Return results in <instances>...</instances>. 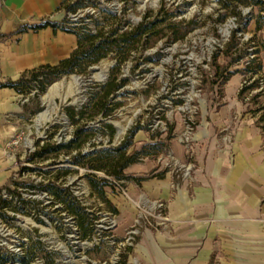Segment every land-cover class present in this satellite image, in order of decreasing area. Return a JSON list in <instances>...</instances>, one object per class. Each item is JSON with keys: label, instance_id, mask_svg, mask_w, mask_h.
I'll return each mask as SVG.
<instances>
[{"label": "rangeland", "instance_id": "rangeland-1", "mask_svg": "<svg viewBox=\"0 0 264 264\" xmlns=\"http://www.w3.org/2000/svg\"><path fill=\"white\" fill-rule=\"evenodd\" d=\"M220 1L228 0H83L82 9L70 18L82 20L90 29H95L98 21L106 30L125 31L144 17L148 22L155 21L156 27L150 38L137 39L120 55L109 53L88 74L62 75L45 84L42 91L30 77L21 85L23 113L18 142L11 148L17 171L8 185L0 188V264H127L128 253L139 243L142 232L155 231L160 221L153 216L156 222H152L153 211L142 210L134 225L121 234L115 215L91 191L85 169L69 164L77 151H61L45 159L33 156L43 145L72 139L75 127L65 108H80L87 103L90 90L107 80L116 62L119 76L127 82L117 98L122 107L106 121L115 129L112 146H118L136 128L139 130L130 151L162 143L160 152L149 151L153 159L167 151L168 142L177 137L181 141L187 120L195 129L200 104L209 100L213 91L219 93L221 77L241 65L251 42L243 35L258 44L261 41L248 30L252 21L248 16L256 11L246 15L241 8L240 17L228 14L220 21ZM103 11L115 17H105ZM233 34L235 42L226 56ZM242 52L240 62L230 65L219 77L227 63ZM144 69L149 71L142 74ZM100 72L106 73V79L97 77ZM102 121L98 116L86 126L91 132L82 141L83 153L92 151L93 144L96 149L108 147V132ZM51 184L67 189L91 214L94 231L89 239L81 238L75 219L49 194L46 187ZM110 190L112 186L104 189L107 194ZM129 231L135 232L132 245H119Z\"/></svg>", "mask_w": 264, "mask_h": 264}, {"label": "crops", "instance_id": "crops-1", "mask_svg": "<svg viewBox=\"0 0 264 264\" xmlns=\"http://www.w3.org/2000/svg\"><path fill=\"white\" fill-rule=\"evenodd\" d=\"M64 0H0V188L17 171L12 145L18 142L23 83L43 66H55L77 47L73 34L50 27L17 33L43 21L60 23ZM251 35L264 41V28ZM261 74L264 54L260 52ZM234 72L221 91L200 104L187 143L174 139L156 159L124 170V193L110 190L121 234L142 210L165 204L167 222L142 232L127 264H264V136L260 111L238 98L243 76ZM181 134V132H180ZM169 168L163 178H146ZM142 179V180H141ZM152 214V212H151ZM153 217V216H151ZM152 222L156 219L151 218Z\"/></svg>", "mask_w": 264, "mask_h": 264}, {"label": "trees", "instance_id": "trees-1", "mask_svg": "<svg viewBox=\"0 0 264 264\" xmlns=\"http://www.w3.org/2000/svg\"><path fill=\"white\" fill-rule=\"evenodd\" d=\"M220 3L219 11H222L218 16L220 21H223L226 15L232 14L237 17L241 15V8H255L256 14H251V20L256 23L255 31H259L264 28V0H228L226 3ZM83 0H64L59 7V11L65 13V17L60 23L51 22L49 20L43 21L40 25L27 27L22 26L17 30V33H24L31 29L34 31L50 27L54 31L60 30L65 33L73 34L77 38L76 49L67 57L60 60L55 66H43L37 71L33 72L29 77L31 81L36 83L40 91L45 87V84L51 80L57 79L62 75L81 73L88 74L89 69L99 63L102 59L107 57L109 53L114 52L117 55L124 53L126 48L132 45V42L143 37H149L150 33L155 29L156 22H148L144 17L143 21L135 26H131L129 30L120 31L117 28L106 30L105 26L100 22H95V29H90L89 26L82 20L73 21L70 16H74L80 9H82ZM105 17H115L112 13L103 11ZM235 34L232 36V40L229 42L226 48V56L233 48ZM178 41L179 38H174ZM259 48L255 51L256 54L263 52L264 54V41H260ZM243 58V52L240 56L230 60L229 63L223 68L222 76L224 72L228 70V67L234 63H239ZM257 70L261 69V63L253 64L251 67H245L238 70V72L244 76L243 81L249 80L247 73L252 72L254 74ZM149 70H141L142 74H146ZM120 66L116 62L109 71L107 80L103 84L94 85L93 89L89 92L87 103L80 108L68 106L65 108L66 116L71 125H74L75 131L71 140L67 143L48 146L43 145L39 147L33 157L39 159H45L51 154H58L59 152H69L71 150L77 151V153L69 160V164L76 165L85 169L86 173L84 177L92 192L96 193L107 206L108 210L114 215H117V211L112 207L110 202L105 196L104 189L106 187H113L112 181H125L128 179L124 175V170L132 164L141 162L146 158H154L149 151H161L162 143L145 145L140 150H131L133 147V138L138 128L129 131L123 141L116 147L112 146L115 129L111 124L106 122L108 118L120 107L122 102L117 101L120 91L125 87L127 82L126 78L119 76ZM234 72H229L225 76H222L220 84H224L227 79ZM25 81V80H24ZM23 81V83H24ZM6 84L2 87L16 88L23 84ZM256 87L253 82L248 86H244L239 90L238 98L243 100V96L247 91H250ZM21 89V88H20ZM259 95L253 96L251 101L256 105V110L253 111L261 113L259 118V124L262 127L264 121V112L259 100ZM89 115L88 118H84V115ZM98 116L104 119L102 121L103 128L108 132L107 148L96 149L94 144L91 145L92 151L83 153L81 151V145L83 139L91 132L90 128H86L90 122L94 121ZM85 119V120H84ZM156 168L153 173L148 174L146 178H163L168 171L164 169L158 173ZM101 173L102 176H98ZM141 179V180H142ZM49 194L54 196L59 202L64 205V209L72 215L75 219L77 226L81 230V238L87 240L93 234V218L89 214L86 208L79 205L74 197L68 193L67 189L61 186L51 184L47 186ZM5 204L4 201L1 202Z\"/></svg>", "mask_w": 264, "mask_h": 264}, {"label": "built area", "instance_id": "built-area-1", "mask_svg": "<svg viewBox=\"0 0 264 264\" xmlns=\"http://www.w3.org/2000/svg\"><path fill=\"white\" fill-rule=\"evenodd\" d=\"M255 11H256L255 8L247 7L245 8V11L243 12V14L248 15V14L254 13ZM248 17L251 18V16H248ZM246 23H247V20L244 18L243 24H246ZM238 35L242 36L243 34L239 33ZM243 37H245L246 41H251V42H250V47L246 50V54L243 60L241 61V65L238 66V67H241V69H244L245 67H251L255 63L256 64L260 63V53L259 54L255 53V51L259 48L258 43L251 40L252 39L251 36L243 35ZM245 76H247L249 80L243 81L241 84V88L244 86H248L253 82L256 84V87L250 91H247L244 94L243 102L255 108L256 105L253 104V102L251 101V98L253 96L259 95L258 100L262 102L261 106L264 112V75L261 74L260 70L256 69V72L254 74H252V72H249ZM35 92H37L36 89H35ZM193 131H194L193 123L188 119L187 122L185 123V131H184V134L182 136L183 138L181 139V141L184 140L186 142H189L190 136ZM261 131L264 136V121L262 123ZM123 183L124 181H114L113 190H115L118 193H124ZM152 211H153L152 216L158 219L161 225H165V222H167L168 220L165 214V204L163 202H154L152 204ZM134 235H135L134 231L127 232L126 238L124 239L123 242L119 243V245L123 246L125 245V243L132 245V241H134ZM112 243H114V240L112 241Z\"/></svg>", "mask_w": 264, "mask_h": 264}, {"label": "bare ground", "instance_id": "bare-ground-1", "mask_svg": "<svg viewBox=\"0 0 264 264\" xmlns=\"http://www.w3.org/2000/svg\"><path fill=\"white\" fill-rule=\"evenodd\" d=\"M105 76H106V73H105V72H100V74L97 75V77H98L99 79H101V80H103V79L105 78ZM51 87H53V84H52L50 87H48V90H49ZM48 90H47V91H48ZM123 130H124V129H121V130H120V133H122Z\"/></svg>", "mask_w": 264, "mask_h": 264}, {"label": "water", "instance_id": "water-1", "mask_svg": "<svg viewBox=\"0 0 264 264\" xmlns=\"http://www.w3.org/2000/svg\"><path fill=\"white\" fill-rule=\"evenodd\" d=\"M104 79H106V77H105ZM104 79H103V80H104Z\"/></svg>", "mask_w": 264, "mask_h": 264}]
</instances>
